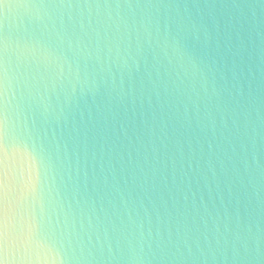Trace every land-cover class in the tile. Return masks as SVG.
I'll use <instances>...</instances> for the list:
<instances>
[{"label":"clouds","instance_id":"9594fccd","mask_svg":"<svg viewBox=\"0 0 264 264\" xmlns=\"http://www.w3.org/2000/svg\"><path fill=\"white\" fill-rule=\"evenodd\" d=\"M0 264H264V0H0Z\"/></svg>","mask_w":264,"mask_h":264}]
</instances>
